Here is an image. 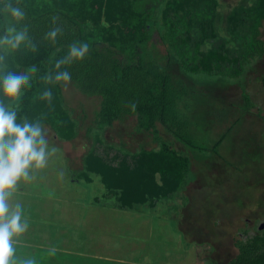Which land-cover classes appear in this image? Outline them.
Listing matches in <instances>:
<instances>
[{"label": "rangeland", "instance_id": "1", "mask_svg": "<svg viewBox=\"0 0 264 264\" xmlns=\"http://www.w3.org/2000/svg\"><path fill=\"white\" fill-rule=\"evenodd\" d=\"M35 1L66 8L85 21L91 36L103 35L116 43L124 37L130 38V30L121 24L124 13H120L121 6L128 8L130 0ZM158 2L154 13L158 24L154 25L149 48L191 90L187 101L197 148L189 150L162 126H157L162 141L191 159L185 188L158 202H138L145 190L151 188L136 177L141 172L110 178L105 172L109 168L104 166L105 176L116 185L112 189L106 186L102 177L91 173L92 168L87 165L94 146L97 145L98 155L120 157L142 147L158 150L159 142L150 134L139 133L135 118L119 121L103 131L96 124L100 98L84 96L71 84L66 85L65 109L70 117L64 121L78 124L79 136L66 142L57 139L50 126L43 127L50 153L48 163L43 169L33 168L31 178L21 181L18 189L39 188V193L27 194L30 201L53 204L54 211H45V215L44 210L33 211L32 215L24 211L28 228L33 225L30 231L42 234L39 236L44 241L33 239L27 245L23 243L24 246L17 244V264L28 259H34L36 264H228L236 253L232 232L239 225L245 226L243 218L254 216L264 221V54L250 60L238 78L188 75L179 67L177 58L171 56L169 45L161 35L165 32L174 38L178 36L177 42L189 62L196 54L194 41L199 42L202 51L226 41L235 60L231 59L225 67L237 69L247 55L243 38L250 27L240 20L238 13L233 17L231 14L240 6L253 9L254 0ZM256 8L264 12V0ZM258 39L264 44V19ZM0 56L3 57L0 78L8 72L29 75L28 70H16L20 68L12 66L11 56L4 47L0 48ZM242 86L253 107L244 103ZM50 92V100L42 95L37 103L49 104L48 112L64 123L53 89ZM0 103L10 109L18 101H10L0 91ZM229 127L232 129L226 139L216 148L215 144ZM53 147L57 149L55 154H51ZM110 147L114 150L111 153ZM154 181L159 183V175ZM112 202L118 208L112 207ZM52 215H59L52 227L65 231L67 240H45L43 234H50L53 229L43 224L52 220Z\"/></svg>", "mask_w": 264, "mask_h": 264}, {"label": "trees", "instance_id": "2", "mask_svg": "<svg viewBox=\"0 0 264 264\" xmlns=\"http://www.w3.org/2000/svg\"><path fill=\"white\" fill-rule=\"evenodd\" d=\"M158 1L130 0L128 8L121 6L123 9L120 13H124L121 24L130 30V38L124 37L120 43H116L103 35L91 36L85 21L64 7L51 3L42 5L35 0H19V6L24 9L26 17L16 27L19 30L27 25L28 40L16 50L4 46L11 56L12 66L15 69L20 68L16 70L28 72L33 66L37 69L35 73L29 72V82L22 88L17 105L9 109L16 111L18 123H39L42 128L48 125L57 139L75 141L79 136V125L64 121V118L68 120L70 117L69 111L65 109L64 87L71 84L84 96L100 98L96 124L103 131L112 128L119 121L135 118L137 131L150 134L159 142L158 150L142 147L138 152H125L120 157L114 154L112 157L98 155L96 145L88 155L90 161L88 160L87 165L92 168L91 173L99 174L110 189L116 187L110 178L123 175L130 177L132 173L141 172L136 177H140L146 187L151 188L149 191H142L143 197L136 200L138 202H158L179 193L185 188L186 177L191 169L189 157L161 140L158 125L189 150L197 148L187 101L191 90L149 48L154 25L158 24L154 20L155 5L160 3ZM8 2L9 0L0 2V36L4 35L10 23H14L5 11ZM12 2L15 3L16 0ZM254 3L253 9L240 6L231 14L233 17L238 13L240 20H244L248 28L250 27L248 35L243 38L247 55L237 69L225 67L234 59L230 56L231 51L226 41L212 45L207 51H202L199 42L194 41L196 54L190 59L192 62H189L177 42L178 36L174 38L161 32L163 41L169 45L171 56L177 58L183 73L238 78L244 74L250 60L263 56L264 44L258 39V35L264 12L256 8L261 0H254ZM53 17L57 19L54 21ZM55 27H59L61 33L55 40L47 38L46 34ZM73 43L78 46L80 43H87L89 51L82 60H74L70 64L61 65L59 69L56 68L57 61L67 57ZM65 70L71 73L72 80L67 83L57 82L56 74ZM48 77H52L51 81ZM262 81L264 82V77ZM52 89L55 103L63 111L61 116L64 123H60L59 119L48 112L49 104L37 103L46 91ZM241 89L244 103L253 107L251 97L243 86ZM231 129L229 127L221 136L215 144L216 148L226 139ZM112 151L114 150H109L110 153ZM104 166L109 168L105 172H108L110 178L105 176ZM157 175L160 177L159 183L154 181ZM131 186L133 187L130 183ZM237 246L239 254L229 264H264V235L247 242L240 241Z\"/></svg>", "mask_w": 264, "mask_h": 264}, {"label": "clouds", "instance_id": "3", "mask_svg": "<svg viewBox=\"0 0 264 264\" xmlns=\"http://www.w3.org/2000/svg\"><path fill=\"white\" fill-rule=\"evenodd\" d=\"M5 11L11 18L9 26L5 29L3 36H0V48L8 46L16 50L28 40V27L23 25L18 30L16 25L25 20L26 13L19 6V0L15 3L12 0L5 5ZM7 19V18H6ZM57 18L53 17L55 21ZM61 33L59 27L51 29L46 35L47 38L55 40ZM89 51L87 43H80L79 46L73 43L69 47L67 57L57 61L56 68L61 65L70 64L74 60H82ZM0 60L3 57L0 56ZM36 67L28 71L36 72ZM27 73L8 72L0 78V91L10 101H16L21 96L22 88L28 84ZM52 77H48L51 81ZM57 82H70L72 75L69 71L58 72L55 76ZM44 98L51 99V92L46 91ZM57 149L53 147L51 154ZM48 143L46 133L39 123L32 124L27 121L17 122V113L14 110L6 109L0 103V264H17L16 245L18 238L28 230V223L22 219V206L19 203L13 205L10 198L18 190L21 181L31 178L33 168L43 169L48 163ZM55 252V249L52 250ZM22 264H36L34 259L23 261Z\"/></svg>", "mask_w": 264, "mask_h": 264}, {"label": "crops", "instance_id": "4", "mask_svg": "<svg viewBox=\"0 0 264 264\" xmlns=\"http://www.w3.org/2000/svg\"><path fill=\"white\" fill-rule=\"evenodd\" d=\"M103 182V180H102ZM20 188L18 189L16 192L13 193L12 197L10 198V203H12L13 205H15L16 203H19L22 206V219H23V213L27 212L30 215H32L33 211H41L44 210V215L46 214L45 211H54V205H50L47 204H41L39 205V203H32L30 200V198L27 196V194H37L39 193L37 190H39V188L35 189V188ZM16 195V196H15ZM33 197V196H32ZM113 203V202H112ZM114 204V203H113ZM52 206V207H51ZM101 206V205H100ZM112 207L114 208H118L117 204H114ZM76 209H80V208H76ZM65 210V209H64ZM25 211V212H24ZM53 213V212H52ZM65 215V214H64ZM54 216V215H52ZM56 217H59V215H55L54 218L52 220L46 221L45 224L43 225H49L52 227V225H54L53 221L55 220ZM69 217V216H68ZM69 222V218L67 219ZM30 221H32V219H30ZM61 224L63 225V223L61 222ZM33 228V225L31 226V228H28V230L21 236L18 238L19 242L18 244H22V246H24L23 243L29 244L33 239L36 240V242L39 241H44L43 240V236H39L42 234H37V231L34 230L33 232H31L30 230ZM52 233H45L43 235H46L45 240L47 241H53V240H67L68 238H66V235H68L67 233H65V231H61V230H56V226L52 227ZM54 231H57L58 233H56V235L54 234ZM28 232L31 234L29 235Z\"/></svg>", "mask_w": 264, "mask_h": 264}, {"label": "flooded vegetation", "instance_id": "5", "mask_svg": "<svg viewBox=\"0 0 264 264\" xmlns=\"http://www.w3.org/2000/svg\"><path fill=\"white\" fill-rule=\"evenodd\" d=\"M243 220L246 221V223L244 224L245 226L241 227L239 225L232 232L233 233L232 234L233 250L236 253H235V256L230 259L228 264L238 256L239 249H238L237 244L240 241L247 242L249 240H254L258 238L259 236L264 235V221H262L260 218L252 216V218H248V219L244 217ZM229 252L230 254L232 253L231 250H229Z\"/></svg>", "mask_w": 264, "mask_h": 264}, {"label": "water", "instance_id": "6", "mask_svg": "<svg viewBox=\"0 0 264 264\" xmlns=\"http://www.w3.org/2000/svg\"><path fill=\"white\" fill-rule=\"evenodd\" d=\"M2 0H0V2H1Z\"/></svg>", "mask_w": 264, "mask_h": 264}]
</instances>
